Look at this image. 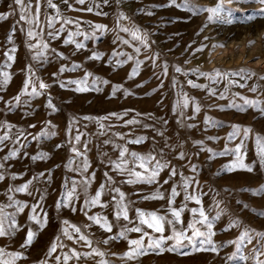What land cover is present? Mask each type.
<instances>
[{"label": "rangeland", "instance_id": "obj_1", "mask_svg": "<svg viewBox=\"0 0 264 264\" xmlns=\"http://www.w3.org/2000/svg\"><path fill=\"white\" fill-rule=\"evenodd\" d=\"M0 17V264H264L262 0Z\"/></svg>", "mask_w": 264, "mask_h": 264}, {"label": "snow or ice", "instance_id": "obj_2", "mask_svg": "<svg viewBox=\"0 0 264 264\" xmlns=\"http://www.w3.org/2000/svg\"><path fill=\"white\" fill-rule=\"evenodd\" d=\"M83 2H84V0H79V3H83ZM262 2H264V0H262ZM16 3H17V4H21V0H16ZM49 3H51V0H49ZM53 7H55V6L53 5ZM186 7H189V9L192 10V11H197V12L199 11L198 9H195V8H194L193 6H191V5H187V4H186ZM208 10L211 11V12H213V13H215V14H217V16L219 15V12H220V9H219V8H211V9H208ZM89 11H90V9H89ZM0 18H6V17H0ZM20 19L23 20L24 17L21 16ZM209 19H211V17H209ZM249 19H250V18H249ZM226 22H231V21H226ZM29 35L31 36L32 33L30 32ZM205 39H207V37H206ZM77 47H80V45H77ZM176 71L179 72V71H180V68H177ZM241 72H243V70H241ZM233 74L235 75V74H239V73H233ZM217 75H218V76L220 75L219 71H217ZM249 75H250V73H249ZM44 87H45L44 84H40V88H44ZM33 91H35V89H33ZM50 106H51V105H50ZM197 110H198V109H197ZM76 139L79 140V136H77ZM237 151H239V149H237ZM121 155H123V153H122ZM37 158H40V157H37ZM248 170L251 171L250 168H249ZM153 174L155 175L156 173L154 172ZM2 178H3V177L0 176V179H2ZM25 187H26V186H25ZM23 190H24L23 188H21V189H17V191H23ZM261 191H264V188H262ZM98 195H99V194H98ZM173 215H174L175 217L179 218V216H180V212H179V211H176V212L173 213ZM201 215H203V213H201ZM126 218H127V217L125 216V219H126ZM160 219H163V218H160ZM151 221H152V222H149V221L146 220V221H143V223H146V224L148 225L149 228H154V230L157 231V232H162V231H163V228H162V227L159 225V223L157 222V217H155L154 215H152V216H151ZM209 227H210V225H209ZM76 231L79 232V229H76ZM133 231H140V229H139V228H135V229H133ZM3 235H5V232H4L2 229H0V236H3ZM195 235L199 236L200 233L197 232V233H195ZM32 238H33V233H32V232H29V233H28V237H27V243L30 244L31 241H32ZM70 238H71V237H70ZM80 239H83V237H80ZM162 239H163V238H162ZM131 243H132V244H137V243H139V242H138V241H132ZM156 246L159 247V243H157ZM52 250L55 251V248H53ZM169 250L171 251V250H174V249H169Z\"/></svg>", "mask_w": 264, "mask_h": 264}, {"label": "bare ground", "instance_id": "obj_3", "mask_svg": "<svg viewBox=\"0 0 264 264\" xmlns=\"http://www.w3.org/2000/svg\"><path fill=\"white\" fill-rule=\"evenodd\" d=\"M253 5H254V4H253ZM235 24H236V25H239V27H238V28H239L238 32L243 31L244 29H247V27H248V26H247L248 24H247V25H244V24H241L240 22H235ZM210 62H211V61H210ZM213 77H214V76H213Z\"/></svg>", "mask_w": 264, "mask_h": 264}]
</instances>
